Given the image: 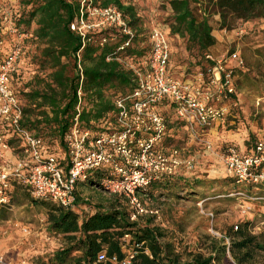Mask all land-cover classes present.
<instances>
[{
    "label": "trees",
    "instance_id": "16d2710c",
    "mask_svg": "<svg viewBox=\"0 0 264 264\" xmlns=\"http://www.w3.org/2000/svg\"><path fill=\"white\" fill-rule=\"evenodd\" d=\"M166 3L171 21L166 27L159 28L169 38H184L185 48L194 60L193 65L204 71L210 64L205 54L217 41L212 33L211 15L217 14L220 27L227 29L236 22L264 19V0H167ZM108 5L122 11L133 31L129 45L123 49L119 47L128 35L120 31L108 29L80 35L70 28L82 9ZM18 8L14 13V27L28 35L19 42L21 51L8 84L22 102L20 124L42 138L47 151L55 154L67 167L65 135L75 120L81 128L94 134L114 124V98L137 88L133 68L127 67L118 57L127 55L144 57L145 60L151 41L149 35L139 38L143 33L140 16L134 5L124 4L122 0H18ZM198 10H201L200 13ZM3 32V25L0 24V34ZM101 36L107 38L103 45L98 43ZM140 40L145 41V45L141 46ZM24 57H29V63L35 66L26 79L22 76ZM168 67L174 74L170 59ZM204 78H207L206 74ZM176 123L183 125L179 120ZM168 140L164 136L163 147ZM182 169L185 168L151 181L147 187L140 189L141 193L152 195L153 191H157L168 198H181L180 192L188 196L200 195L198 187L213 184L203 179L191 180V175L181 172ZM109 173L108 167L90 170L86 179L77 183L74 200L68 207L48 198L35 197L26 186L15 184L10 204L0 205V220L8 218L14 196L24 195L30 198L25 199L31 204L45 209L48 232L67 240L64 246L47 257H36L32 264H98L95 260L100 250H105L109 256L123 255L126 234L128 247L141 244L135 249L133 264H221L227 245L213 242L208 255L191 252L188 258L183 259L184 249L180 251L172 241H161L164 233L150 225L149 218L153 216L142 215L148 217L144 224H140L138 218L134 221L129 219V206L122 194L112 193V199L107 203L91 204L78 191L84 185L103 189L102 179ZM232 179L234 181V177ZM260 188L264 191V185ZM248 223L245 221L238 225L228 249L236 264H245L255 252L264 251V241L248 230ZM145 249L149 254L144 252Z\"/></svg>",
    "mask_w": 264,
    "mask_h": 264
},
{
    "label": "built area",
    "instance_id": "2783aa9c",
    "mask_svg": "<svg viewBox=\"0 0 264 264\" xmlns=\"http://www.w3.org/2000/svg\"><path fill=\"white\" fill-rule=\"evenodd\" d=\"M10 28L20 38L28 35L16 27ZM70 28L80 35L94 33L96 29L120 31L128 37L119 49L128 46L133 36L122 11L114 5L82 9ZM149 38L151 49L147 58L142 65L133 68L137 88L113 100L114 124L94 134L81 128L75 120L65 135L67 167L47 151L42 138L21 126L22 102L8 84L9 75L16 68L20 44L16 42L4 51L0 43V205L10 204L15 184H21L35 197L48 198L68 207L74 200L77 183L86 179L88 171L108 167L109 176L102 179L103 190L122 194L127 199L130 220L142 215L158 216L159 209L143 201L140 189L162 176L174 174L181 167L191 169L195 163L193 157L182 155L178 147L162 146L168 121L160 107L171 109L191 136L205 135L228 116L229 111L222 102L234 94V67H242L243 60L233 52L229 58L236 63L227 65L225 57H214L207 52L205 58L210 62L204 72L207 78L203 73L199 77L185 78L169 71L171 44L167 33L154 27ZM106 41V36H101L98 43L103 45ZM77 94L80 96L81 92ZM262 101L264 94L257 98L256 104ZM11 140L19 146L14 163L5 160ZM202 142L206 149L211 148L208 141ZM222 161L235 183L254 189L264 185V137L256 140L248 151L228 145L222 153ZM252 198L264 200V195ZM127 239L126 234L122 256H109L105 250H100L95 263L133 264L135 249L141 244L135 243L130 248ZM144 252L149 254L147 249ZM0 263L8 264L2 257Z\"/></svg>",
    "mask_w": 264,
    "mask_h": 264
},
{
    "label": "rangeland",
    "instance_id": "374dc122",
    "mask_svg": "<svg viewBox=\"0 0 264 264\" xmlns=\"http://www.w3.org/2000/svg\"><path fill=\"white\" fill-rule=\"evenodd\" d=\"M166 1L122 0L124 4L134 5L140 16L143 33L139 38L148 36L154 27H166L170 23L171 12ZM17 9L18 0H0V24L4 30L0 34V43L4 51L24 39L10 28L14 27L13 19ZM210 22L217 41L208 52L214 57H225L227 65L234 66L236 63L229 58L233 52H237L243 60L242 67H234L232 84L235 92L222 102L229 111L224 121L226 132L218 142L215 136L208 134L191 136L184 125L176 123L178 120L171 109L164 106L160 108L166 110L168 121L165 136L170 140L165 147H178L182 155L193 157L195 161L193 168L182 169L181 172L190 174L191 180L203 179L213 184L198 187L200 195L188 196L180 192L181 198H168L153 191L152 195H143L142 199L148 206L159 209L158 216L149 218L150 225L164 233L161 241H172L180 251L184 249L183 259L188 258L191 252L208 255L211 243L217 242L227 245L221 264H236L228 249L238 225L249 221L248 230L264 241V200L252 198L264 195V191L235 183L225 169L222 153L228 145L236 147L242 144L248 134L260 136L264 133V130H260L264 129V112L259 113L261 103L256 104L257 98L264 94V19L236 22L230 29L220 27L217 14L211 15ZM169 39L172 51L170 65L174 74L190 79L199 77L201 73L204 76V69L193 65L194 60L185 48L186 40L178 36ZM140 45H145V41L140 40ZM118 59L131 68L139 67L144 62V57L127 55H121ZM33 68L35 66L29 63V57H24V79L33 72ZM233 120L234 124L231 123ZM235 132L240 133L238 139L229 137ZM202 140L208 141L211 148L206 149ZM78 191L91 204L107 203L113 196L111 192L95 186L84 185ZM25 198L30 199L24 195L14 196L8 218L0 220V257L8 264H32L36 257H47L67 242L60 235L48 232L45 209L41 205L31 204ZM147 219V216L138 217V222L144 224ZM245 264H264V251L255 252L253 258Z\"/></svg>",
    "mask_w": 264,
    "mask_h": 264
},
{
    "label": "crops",
    "instance_id": "0c3cea01",
    "mask_svg": "<svg viewBox=\"0 0 264 264\" xmlns=\"http://www.w3.org/2000/svg\"><path fill=\"white\" fill-rule=\"evenodd\" d=\"M233 61V60H232ZM234 62H235V60H234ZM262 112H264V101H262L261 102V107H260V111H259V113H262ZM234 117V116H233ZM234 120L231 122L232 124H234ZM262 125L264 126V120L262 121ZM231 129H232V127L231 128H229V130L231 131ZM260 130H264V129H260ZM224 132H226V130H225V122H223V123H221V124H218V125H216L214 128H212V129H210V130H208L207 131V133L206 134H208V135H212V136H215L216 137V142H218L219 141V139H220V136H222V134L224 133ZM240 133H233V134H230L229 135V137H231V138H237L238 139V135H239ZM256 134V133H255ZM262 137H264V133H262L260 136H258V134H257V136H250V134H248L247 135V137L244 139V141H243V143L242 144H240V145H238V146H236V148L239 150V151H248V150H250L251 148H252V146H253V143L256 141V140H258V139H260V138H262ZM18 143L17 142H15V141H12L11 140V149L6 153V155H5V160H7V161H11V163H14V159H15V157H16V155H15V150L17 149L18 150ZM2 162H4V161H2ZM6 165H8V163L6 164ZM82 188V187H81Z\"/></svg>",
    "mask_w": 264,
    "mask_h": 264
}]
</instances>
